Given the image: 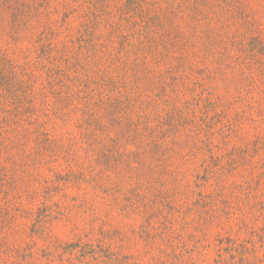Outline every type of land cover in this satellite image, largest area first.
Returning <instances> with one entry per match:
<instances>
[{"label": "rangeland", "instance_id": "obj_1", "mask_svg": "<svg viewBox=\"0 0 264 264\" xmlns=\"http://www.w3.org/2000/svg\"><path fill=\"white\" fill-rule=\"evenodd\" d=\"M0 264H264V0H0Z\"/></svg>", "mask_w": 264, "mask_h": 264}]
</instances>
